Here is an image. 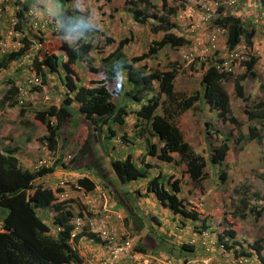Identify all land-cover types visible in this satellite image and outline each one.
Masks as SVG:
<instances>
[{"label": "trees", "instance_id": "trees-1", "mask_svg": "<svg viewBox=\"0 0 264 264\" xmlns=\"http://www.w3.org/2000/svg\"><path fill=\"white\" fill-rule=\"evenodd\" d=\"M59 1L61 13L56 19L61 25L60 33L71 37L78 36L73 39L69 37L67 40L60 38V44L48 52L43 49L47 36L42 32L35 35L38 39V48L34 53L35 72L43 77L42 83L47 84L49 82L46 80L47 75L53 72L60 74L58 69L62 68L64 74H60V80L65 87L59 105L50 104L36 110L35 119L44 123L47 129V133L42 135L39 141L46 144L49 150L55 151L58 138H67L68 133L72 131V113L69 106L73 102L78 104V111L84 121L89 123L91 130L98 131L105 127L110 137L116 134L112 124L117 127L124 126L129 114L135 115V125H141L138 120H145L139 133V138L146 142L145 154L142 157L143 166L137 164V157L134 154H128L125 158L109 159L119 181L124 184L144 179V183L136 188V196L154 194L161 205L173 214L198 222L194 223V230L200 232L208 230L215 234L217 241L223 244L226 251L235 249L246 255L257 256L264 264V242L256 239L244 247L237 239V230L240 227L237 217H242L244 211L229 212L219 209L218 214L213 215L203 207L204 188L198 183L207 177L208 163L217 168L220 184L224 182L223 162L231 148L229 138L219 134L220 143L215 144L208 138L212 129L210 124L205 122L204 135L207 137L209 150L208 158H205L193 151L176 125V118L182 112L203 104L222 123L228 122L237 127L239 124L231 113L230 97L223 85L231 75L216 68L213 64L216 60L214 55L209 59L211 63L208 65L199 62L203 70L200 89L192 94H186L175 89L174 81L180 70L176 62H171L170 68L165 70H148L147 62L143 63L141 68L134 67V64L141 60L154 59L159 51L166 47L175 48L187 43L183 35L174 31L177 24L171 17L183 9L189 0H171L172 5L169 4V0H160L159 10L153 0H124L125 9L131 14L134 22L144 24L150 20V31L154 34L160 33L161 36L152 41L146 52L134 55L129 60L123 54L129 37L119 38L116 47L101 59L100 66H94L89 58H84L92 49L91 40L86 39L90 27L75 17L67 6L71 0ZM7 3L10 6L11 0ZM219 11L221 14L214 20V24L227 28L226 47L232 49L238 42L244 40L245 50L248 51V59L243 62L246 69L233 78L235 95L244 101L243 110L248 121L264 126V83L261 84V97L252 104L247 103L248 97L245 96L243 84L249 75H255L254 65L258 56L250 49L255 40L256 28L249 21L245 22V15L238 16L225 11L222 7ZM16 15L19 19L16 29L19 30L22 27L23 16L18 11ZM22 40L25 46L16 51L2 52L0 78L3 76L1 75L3 70L9 68L10 62L17 60L34 41L28 37H23ZM115 41L113 37L105 36V44H112ZM79 61H83L90 72L102 76L81 81V72L76 65ZM7 74L10 73L5 75ZM0 82L9 86L3 94V100H13L20 91L15 79L7 75L0 79ZM121 95L131 98L138 104L137 107L133 109L129 107V103L113 99L114 96L117 98ZM13 104L15 105V101ZM158 108L160 113L156 112ZM22 109L25 110V107ZM25 122L28 123L27 120ZM120 137L122 141L127 140L124 133L119 134ZM245 138V134L240 132L236 143ZM248 138L261 139L259 129L255 125H249ZM17 150V146L3 143V138L0 137V206L8 209L0 224V264H83L82 257L70 242L71 219L74 216L72 207L68 205L67 200L59 197V189L52 190L40 180L42 176L53 172L57 164L62 168H73L79 163V156H73L67 161L59 159L54 165L30 170L20 164L15 154ZM146 155L154 156L162 162L176 163L182 167L181 175L165 174L161 170L150 175L149 168L157 165L145 162ZM186 178H190L198 185L194 188L197 194L192 197L188 196L187 192L190 190L184 185ZM77 182L87 190H93L95 186L87 177L78 178ZM42 209L53 212V228L41 216ZM263 211L264 202L259 207L251 206L248 209V212L257 218ZM87 234L92 237L97 235ZM235 244H238L237 248ZM182 248L193 249L187 244H183Z\"/></svg>", "mask_w": 264, "mask_h": 264}, {"label": "rangeland", "instance_id": "rangeland-1", "mask_svg": "<svg viewBox=\"0 0 264 264\" xmlns=\"http://www.w3.org/2000/svg\"><path fill=\"white\" fill-rule=\"evenodd\" d=\"M197 1L198 0H189L183 9H180L176 15L171 17L172 20L177 24V27L174 31L185 36L188 40V43L181 47H166L163 50H160L158 56L154 59L141 60L134 64V67L138 69L142 67L143 63L147 62V65H149L148 70H165L170 68L171 62H176L180 67V70L174 81L175 89L186 94H192L195 90L200 89V80L203 70H201L199 61H183L182 54L186 51L190 43H195L199 39L204 40L206 33L213 28L211 23L200 26L196 29H192V22L198 23V20L197 18L190 20L188 18V13H196L197 15L199 14V10L197 11L196 8ZM245 1V3H241V5H239L237 8L231 9V12L239 13L242 9L247 11L248 14L254 12L253 10L256 9L255 0ZM153 2L155 3L157 10H159L161 1L153 0ZM45 3L46 0H39L40 6L46 7L40 8V11H43L44 14L47 13L51 17L59 14L61 9L59 0H50L47 4ZM4 4L7 6V8H4L5 12H9L7 3ZM68 4V7L72 13L75 14L77 18L81 17L83 21L91 28L88 35L86 36V39L91 40L90 43L92 44V49L89 53H87V55L84 56V58H89L94 66H100L102 64L101 59L108 55L116 47V41L119 38L129 37V42L123 48L124 57L129 60L134 55L138 56L146 52L152 41L161 36L160 33L154 34L150 31V20L144 24L134 22L131 18V15L125 10L126 5L124 4V0H72ZM169 4L172 5L173 2L169 0ZM228 11L230 10L228 9ZM244 19L245 21H249L246 19V16ZM8 27L9 24L6 21L5 16H2L0 21V37L7 32ZM47 33L48 34L46 41L43 44V49L51 52L50 49L57 47L60 44L59 39L62 38V36L61 33L59 35H55L49 30H47ZM77 36L78 35L73 38H76ZM105 36H112L116 41L112 44H105ZM63 37L65 39L69 38L68 35H63ZM220 49L225 51L223 44H220ZM3 51L4 50L0 48V56ZM211 58H213L212 55L210 59ZM76 65L81 72V76H85V74L89 72L88 67L83 61L77 62ZM27 72L28 70L24 67V65H10L8 69L3 70L1 73L3 76L0 78L3 79L4 76L7 75L14 78L16 85H20L21 87L25 86L28 94L32 96L25 105H22L25 107V110H23L22 108L13 104L12 101H14V99L10 101L3 100V94L9 88V86L4 82H0V137L3 139L4 137H6V139L7 137L13 138L15 134L21 132V135L24 136V133L27 130L29 133L26 134L27 136L23 141L24 150L27 148V143L31 142L32 139V141H38L46 131L45 124L35 119L36 110L46 107L43 105H47L42 103L43 97L45 95H49L54 102H58L57 97H59L60 93V91L57 89L59 88L60 81L56 75H51L50 82L47 84L44 83L42 86H37L36 88L38 89H35V87H30L26 82H24V77L26 76ZM6 73L10 74L5 75ZM241 73H243V69H237L235 74L230 76L229 80L225 81L223 84L230 96L231 113L238 121L239 125L237 127L228 122L222 123L217 119V117H215V114L210 112L209 109L203 104L199 105L195 109H189L182 112L176 118V125L181 130L184 139L190 144L193 151L197 154H202L205 158H208L209 155L206 139L207 137L205 138L204 135L205 122H208L212 129L211 133L208 135L209 140L218 145L220 143L219 134L225 135L229 138L228 141L231 148L223 162V170L225 171L224 182L220 184L221 181L218 178L219 173L217 168L215 169L210 163H208V175L200 183H198V185H202L204 188V194L202 196L203 207L213 215H217L219 209H221V211L225 209L229 212L231 210L233 212L244 211V215L242 217H237V221L239 220L238 223L240 226L237 230V237H240L247 242H253L256 239L264 242V211L258 218L248 212V209H250L251 206L259 207V205L264 202V126H261L257 122L252 123L248 121L243 110L244 101L235 95L233 78ZM91 75L96 77L102 76L101 74L95 75V73ZM81 79L82 81L84 80L83 77H81ZM52 81H55V86L52 85ZM262 83H264V73H260L258 71H255V75H249L243 82L244 93L245 96L248 97V104H252L261 97ZM162 98H164V96H162ZM33 102L34 104H31ZM77 107L75 108L73 106L72 109L74 113L79 114V111L76 110ZM158 112L160 113V109H158ZM129 117H131V114L128 115V118ZM26 120L28 123L25 122ZM75 121L78 124H81L83 118L76 117ZM251 124L255 125L259 129L261 138L260 140H249L248 128ZM31 125L34 127L33 130L30 128ZM112 125L116 127L115 124ZM72 126V131L74 132L78 125L72 124ZM213 130H217L218 133L214 132ZM30 131H33V134H31ZM105 131H107L106 128ZM240 132L245 134L246 138L237 144L236 138H238ZM29 135L32 136L29 137ZM96 135L98 136L95 137L93 134H91L90 139H88L86 143H82L83 149L78 155L79 162H82L85 158L86 163L92 162V164L96 166L107 159L104 158L103 160L97 161L96 156L93 158V154L95 153L97 156H102V153L106 152L103 149L104 143L109 142L110 144H113V141L109 137L103 136V132L101 133V130H98ZM120 140H122V138ZM4 141L5 139L3 140V143ZM40 144L41 142L38 141V145ZM113 151L114 150H112V153ZM128 152L129 151H127V154ZM121 153L122 151L117 153V156L120 158H122V156H120ZM40 158L41 156H38L37 154V162ZM58 180L59 179H57V181ZM186 180L187 181L184 185H186L190 190L189 197H192L197 194L194 188L198 185L192 182L190 178H186ZM127 196L129 199L117 198L118 200H116L117 204L115 209L124 214H130L129 209H138V211L142 212L141 214L146 213L144 218L148 217L147 221L150 225V235L153 237V241H158V245L153 249L154 253L157 255L161 254L160 252H162V244L159 241L158 236H155L154 234L155 224L150 217L151 213L148 212H151L155 209L153 206H143L140 204V201H134L133 199L137 198L135 193L131 194L128 192ZM156 210L160 213L162 208ZM46 211L49 212L48 210ZM7 213L8 209L6 207L0 206V224L3 222V219ZM46 221L48 225L53 228L52 221L49 219ZM169 226L174 227L172 221ZM169 226H162L161 231H168L170 228ZM132 227V223L130 222L129 228L133 229ZM147 230L148 227L144 231L145 236L149 234ZM175 230L176 231L172 234V238L177 237L176 234L179 232L177 227ZM191 236L192 234L188 232V234H186V239ZM172 238L170 239L173 241ZM147 248L148 250H151L150 246H147ZM178 250V252L175 250H169L164 254H171L173 257L179 253L182 255L189 253L184 249ZM161 256L163 255L157 257Z\"/></svg>", "mask_w": 264, "mask_h": 264}, {"label": "crops", "instance_id": "crops-1", "mask_svg": "<svg viewBox=\"0 0 264 264\" xmlns=\"http://www.w3.org/2000/svg\"><path fill=\"white\" fill-rule=\"evenodd\" d=\"M49 1L50 0H46L45 4H47ZM245 2H246L245 0H242L241 3L243 4ZM28 5L29 7H34L37 15H39V17H35L36 14L33 15L34 20L43 21L44 18H46L48 20L47 24L58 23V21L55 20L57 15L54 18L48 15L47 13L44 14L43 11H40L41 10L40 8L44 6H40L39 0H29ZM68 5L69 4H67V6ZM242 10L240 14L242 16L245 14L246 19H248L249 22L253 24L255 27L256 9L253 10L254 12H251L250 14H248L247 11L245 10L242 11ZM23 15L26 16L25 14ZM25 18L27 21L30 20L29 17L27 16ZM256 29L257 30H256L255 38L258 40L257 31L259 32V29L258 27ZM219 40L221 41V43L223 42L222 44L224 46L226 38L225 39L220 38ZM257 40L256 42L255 41L253 42V47L255 49H260L261 46L258 45ZM225 51H223L222 49L220 51V55L223 58L226 57L228 54ZM261 59L262 58L258 60V63L262 61L263 64L262 68H264V59L263 60ZM60 74L58 75L56 74V75L60 81L59 89L62 92L60 94L61 97L60 96L59 97L62 98L63 97L62 94H64L65 92V87L63 86L60 80ZM63 74L64 73H62L61 75ZM91 74L93 73L87 72V74L84 77V80L88 81L90 79L100 78V77L92 76ZM51 83L55 84V81H52ZM125 88L128 89L126 85ZM113 99L116 100L117 102L119 101L127 102L129 103V107L131 106L133 109L138 105L131 98H128L125 95H121L120 97L117 98L114 96ZM59 103L54 102V104L56 105H59ZM73 106L76 108L78 104L73 102L69 106V110L72 113L71 120L72 122H75L78 125V127H76L75 131L73 132L71 131L73 128L72 126L70 130L71 132L68 133L66 139L58 138L59 140L57 142V148H56L57 157L55 159H51L52 160L50 162L51 165H54V163L58 159L65 157L67 153H71V155H73L74 157L78 156L80 151L83 149L82 143H86L87 138L90 139L91 134H93L95 137L98 136L96 135L97 130L95 131L91 130V126L87 121H84V119L81 124H78L75 121L76 117L79 118L82 116L80 113L79 114L74 113L72 109ZM76 110H78V107ZM135 119L136 117L134 114H131V117L129 118L127 116L125 125L122 127L116 126L115 127L116 134L111 137L109 135V132L105 131V127L100 129L101 133L103 132V136L105 137L107 136L113 141V144H110L109 142L104 143L103 149L107 153L103 152L102 156H100L99 154H98L99 156H97L95 155V153L93 154V158L94 156H96L97 161L107 158L102 163H99L96 166H94L92 162L86 163L84 158L82 162L75 164L73 168L71 167L62 168V166L57 164L53 172L48 173L40 178V180L45 186L53 190H55V187L59 181V180L57 181V179H61L63 177L75 182L78 180V178L81 177H87L91 181H93L95 186L93 190H88L89 195L87 197H82L81 195H78V193L75 192L74 190H69V195H70L69 199L72 201L68 202V205L70 206L71 204V206L74 209H76L75 211L77 212L76 214L81 216L83 219V231L78 233L76 237L71 241L73 247L82 257L83 264H87V259L89 258H93L96 260L98 259L104 260L105 264H133L126 255H120L117 259H111L108 252V246H106L103 240H101V237L98 235L92 237L87 234V233H97L99 229L101 228L103 229L104 227H106V229L108 230L114 231L119 236L130 238L134 244L135 249H137L140 252L141 251L145 253L150 252L148 254H152L156 256H160V255L171 256V254L165 255L164 253H166V251L169 250H175L176 252H178L179 251L178 249H184L189 253L184 255L179 253L177 255H174L173 257L179 259L210 257L212 262L225 263L223 257L221 256L222 254L220 253L216 245L215 246L211 245L213 234H210L206 239V245L210 246V250L206 251V245L202 244L203 237L200 234L201 232L193 229L194 223H198V222L183 219L179 215L173 214L168 208L163 207L159 202V200L156 198V196L152 193L144 194V198L143 195L139 194V196H137V198H134L133 200L140 201V204H142L145 207L153 206V208L155 209L152 210L151 212L150 211L148 212L151 213L150 217L154 221L153 223L155 224L154 234L155 236H158V239L162 244L161 245L162 252H160L161 254L159 255L155 254L153 250L158 245V241H153V237L150 235L151 231L149 230L150 225L149 222L147 221L148 217L144 218V215L146 213L141 214L142 212L138 211V209H132V210L129 209L130 214H124V213H120L118 210L115 209V206L117 204L116 200H118L117 198L129 199V197L127 196L128 192L134 194L136 192V188L139 187L142 183H144V179L132 180L129 183H124V184L121 183L109 162V159L111 157L114 156L118 157L117 153H120L122 151L120 155L122 156V158H125L128 154H134L137 157V164L143 166L142 157L145 154L146 142L141 138H139L140 136L139 133H141L140 131L142 129L143 124L145 123V120L140 119L141 121L138 120V122L141 123V125H135L134 124ZM30 128L33 130L34 127H32L31 125ZM119 130L121 133L125 134L127 140L117 143L116 138L119 137V134H121L120 132H118ZM28 133L29 132L26 130L24 136L21 135L22 134L21 132L15 134L13 138L7 137L6 139V137H4L5 139L4 143L10 146H17L18 150L16 151L15 154L20 164L25 168L33 170L37 167V160H36L37 154L38 156L42 157L43 154H46V152H48L49 150L46 149L44 146L42 147V144H40L41 146L38 145L39 140L32 141L33 139L31 140V142L26 144L27 148H25L24 150L23 141L27 136L26 134ZM30 133L33 134V131L32 132L30 131ZM46 133L47 131L44 132V134ZM30 136L32 135H29V137ZM112 150H114L113 153ZM127 151H129L128 154ZM144 159L145 162H149L153 165H157V167L149 168L148 173L150 175L156 174L159 170L167 174L173 173L176 175H181L180 172L182 167L177 165L176 163L162 162L158 160L156 157L154 156L151 157L149 155H146ZM99 193H103L104 197L101 198L98 195ZM187 194L189 196L190 192H187ZM159 208H162V211L160 213L156 210ZM46 210L47 209L41 210V216L45 221L48 219L52 221L53 212L52 211L47 212ZM171 221L173 222L174 227L169 226L171 224ZM130 222L132 223L133 229L129 228ZM162 226L165 227L169 226L170 228L168 231H161ZM147 227H148L147 232H149V234L148 233L147 234L149 236L144 235V231L146 230ZM176 227L178 228L179 232L176 234L177 237L172 238V234L176 231L175 230ZM188 232L191 233L192 236L186 239V234H188ZM170 238H172L173 241ZM183 244L190 245L191 247H193V249L182 248ZM147 246H150L151 250H148Z\"/></svg>", "mask_w": 264, "mask_h": 264}, {"label": "built area", "instance_id": "built-area-1", "mask_svg": "<svg viewBox=\"0 0 264 264\" xmlns=\"http://www.w3.org/2000/svg\"><path fill=\"white\" fill-rule=\"evenodd\" d=\"M241 0H198L196 4L197 10L201 12V16L199 18L200 23H207L213 20L219 13V8H233L236 7ZM5 0H0V15L2 14V4ZM19 3L16 4L14 10H22L30 20L28 27L32 29H44L46 27V21H39L34 20L33 15H35V11L32 7L25 9L23 2L24 0H19ZM5 8L7 6L3 5ZM256 7V18H255V28L258 27L259 32L257 31L258 38L262 42V55L264 56V0H257L255 1ZM13 12V11H12ZM36 17V16H35ZM19 20L16 16H12L9 19V29L5 33L4 37L0 39V48L3 50H8L12 46V48L17 49L22 44L19 43H11L14 36H19L20 32L16 30V26ZM193 27L199 26L198 24L192 25ZM257 30V29H256ZM227 29L223 26H216L214 30H212L207 35V43L208 45L205 47H201L200 52L196 53L195 48H190L182 55V59L186 61H191L194 58L198 57V59H204V56L207 55L211 50H214L217 47L218 42V35L225 34ZM199 44V43H198ZM35 45H31L24 53L14 62V65L20 66L25 65L26 69L28 70L26 77L24 78V82H26L29 86H36L41 83L40 77L35 74L32 70L33 68V61H34V53L36 51ZM246 46L244 43L239 44L237 47L232 49L226 58L222 59L219 63H217L216 67L219 71L224 73H232L236 70L237 67L241 65V61L245 59L248 54L246 52ZM31 95L28 94L25 86L20 87V91L18 92L17 96V103L18 105L24 104L26 101L31 99ZM49 97L45 96L44 100H48ZM57 157V153L55 151H48L46 152L45 156L40 158L37 163V167H48L50 166L51 159H55ZM73 155L71 153H67L65 157H62L63 161H67L71 159ZM58 187L60 190V198L61 199H69V190H74L81 195L82 197H87L89 192L80 185L77 181H71L65 177L61 178L58 182ZM101 198L104 197L103 193L98 194ZM76 209H74V212ZM77 212H75L76 214ZM72 223V231L70 234V238L73 239L76 235L82 230L83 228V219L81 216L76 214L73 219L71 220ZM98 234L101 237V240L108 246V252L111 259H117L120 255H126L133 264H259V261L253 257V255H246L245 253H240L239 251H235V249H231L226 251L222 243L217 241V238L212 235V245H216L221 256L223 257L225 263L220 262H212L210 257H203V258H192V259H179L172 256H161L157 257L152 254H148L145 252H140L135 249L132 240L128 237H123L117 235L114 231L106 229H99ZM201 236L203 237V244L206 245L205 240L211 233L208 230H202ZM238 241L242 244V246L246 247L247 241H244L242 238L237 237ZM238 247V244H235V248ZM210 250V246L206 245V251ZM87 264H105L104 260L101 259H87Z\"/></svg>", "mask_w": 264, "mask_h": 264}, {"label": "clouds", "instance_id": "clouds-1", "mask_svg": "<svg viewBox=\"0 0 264 264\" xmlns=\"http://www.w3.org/2000/svg\"><path fill=\"white\" fill-rule=\"evenodd\" d=\"M7 1L8 0H5V2L4 3H7ZM28 1L29 0H24V2H23V5H24V7H25V9H28V8H30L29 7V5H27L26 6V4L28 3ZM72 1V0H71ZM2 4V14L0 15V21H1V18H2V16H5V18H6V21H7V23H9V19L12 17V16H16L17 17V15H16V12H17V10H14V7L16 6V4L17 3H19V4H21L20 2H19V0H11V3H10V6H9V4L7 3V5H8V7H9V12H5V10H4V6L3 5H6V4ZM239 5H241V1H240V3L236 6V7H233V8H224V7H222V8H224V10L225 11H228V9L230 10V12H231V9H234V8H237ZM11 7V8H10ZM33 9H34V7H32ZM126 8V7H125ZM221 8V7H220ZM219 8V9H220ZM126 10V9H125ZM13 11V12H12ZM34 11L36 12V10L34 9ZM127 11V10H126ZM198 11V10H197ZM18 12H21L22 13V18H23V20H22V27H21V29H16L17 31H19L20 32V35L19 36H14L13 37V39H12V41H11V43H9V47H10V44L12 45V43H19V44H22L19 48H21V47H23V46H25V43L23 42V37H28V38H30V39H34V41L33 42H31L30 43V45L29 46H31V45H35V47L36 48H38V44H37V42H38V39H36V37H35V35H36V33L37 32H42L44 35H45V33L47 32V30H49V31H51L53 34H55V35H59L60 34V24H59V22L58 23H56V24H50V23H48L47 24V22H48V20L46 19V18H44V20L46 21V27L44 28V29H40V28H38V29H32V28H30V26L28 27V24H27V20H26V16H24L23 14H25L22 10H19ZM128 12V11H127ZM61 12H59V14H60ZM129 13V12H128ZM218 15H220L221 14V12L220 11H218ZM232 13H235V14H237L238 16H242L241 14H240V12L238 13V12H232ZM36 14V17H39V15H37V13H35ZM58 14V15H59ZM130 14V13H129ZM189 15H188V18L190 19V20H192L193 18H197V20H198V23H193L192 22V25H194V24H198L199 26H195V27H193L192 25H191V27H192V29H196V28H198V27H200V26H204V25H208V24H211L212 23V25H213V28L211 29V30H209L207 33H206V35H205V38H204V40H201V39H199L197 42H192V43H190V45L188 46V48L186 49V51H188L190 48H195V52L196 53H199L200 52V49H201V47H205V46H207L208 45V43H207V35L212 31V30H214V28L216 27V26H222V25H216V24H214V20L218 17V15L213 19V20H211V21H209V22H207V23H200V21H199V18H200V16H201V12L199 11V14L197 15L196 13L195 14H193V13H188ZM57 15V16H58ZM75 15V14H74ZM131 15V14H130ZM57 16H56V18H57ZM54 18H55V16H53ZM75 17H76V15H75ZM18 18V17H17ZM54 18H53V20H54ZM55 18V20H58V19H56ZM132 18V17H131ZM78 19L79 20H81V21H83V19L81 18V17H78ZM19 20V19H18ZM84 22V21H83ZM175 22V21H174ZM29 23V22H28ZM85 23V22H84ZM176 23V22H175ZM85 25H86V23H85ZM9 29V28H8ZM91 29V28H90ZM90 29H89V31H90ZM227 29V28H226ZM89 31H88V33H89ZM227 32H228V30H227ZM227 32L225 33V34H220V35H218V42H217V47L214 49V50H211L207 55H205L204 56V59H198V57H196V58H194L193 60H191V61H199V62H204L206 65H208V64H210L211 63V61L209 60L210 59V57H211V55L212 56H216V60L215 61H213V64L216 66L217 65V63H219L222 59H224V58H226V57H222L221 55H220V51H221V49H220V43H221V41L219 40L220 38L221 39H227ZM48 33H46V35H47ZM5 35V34H4ZM4 35L3 36H1L0 37V39L1 38H3L4 37ZM45 35V36H46ZM63 35L64 34H61V36H62V38L63 39H65L64 37H63ZM70 38L69 39H73V37L74 36H70V35H68ZM112 37V36H111ZM185 37V36H184ZM257 37H258V35H257ZM114 38V37H113ZM186 38V37H185ZM68 39V40H69ZM115 39V38H114ZM67 40V39H66ZM256 38H255V42H256ZM258 42V45H260L261 47H260V49H255L253 46L251 47V49H250V51L252 50L253 51V54H255L256 56H258V60L260 59V58H262L261 60H263L264 59V56L261 54L262 53V42L260 41V39L258 38V40H257ZM117 42V41H116ZM187 43H188V40H187ZM199 43V44H198ZM242 43H244L245 44V42H244V40H241L240 42H238L237 44H236V46L235 47H237L239 44H242ZM222 44V43H221ZM185 45V44H184ZM183 45V46H184ZM28 46V47H29ZM27 47V48H28ZM125 47V46H124ZM179 47H181V46H179ZM234 47V48H235ZM19 48H17V49H14V48H12V46L10 47V48H8V50H4L3 52H10V51H16V50H18ZM234 48H232V49H234ZM224 49H226V53H229L232 49H228L227 47H226V40H225V44H224ZM37 50V49H36ZM185 51V52H186ZM184 52V53H185ZM183 53V54H184ZM182 54V55H183ZM247 54H248V51H247ZM228 55V54H227ZM19 59V58H18ZM248 59V56L245 58V59H243L242 61H241V65L239 66V67H237L236 68V70L234 71V72H232V73H226V74H228V75H233V74H235V72L237 71V69H243V72H244V70L246 69L245 68V65L243 64V62L245 61V60H247ZM183 60V59H182ZM258 60H257V62H256V64L254 65V71H258V72H260V73H264V68H262V61H260L259 63H258ZM16 60H13L12 62H10V65H14V62H15ZM183 61H186V60H183ZM187 62H190V61H187ZM10 65H9V67H10ZM24 65V64H23ZM17 66V65H16ZM21 66V65H20ZM24 67L26 68V66L24 65ZM217 68V67H216ZM32 70H33V72L35 73V74H37L36 72H35V68H34V61H33V68H32ZM260 70H262V71H260ZM58 71H59V73H64L63 72V70H62V68H59L58 69ZM61 71V72H60ZM90 72V71H89ZM58 75V73L57 72H53V73H51V74H48L47 75V81H49L50 82V80H51V75ZM39 77H40V79H41V83L40 84H38V85H36V86H33V87H37V86H42V80H43V77L42 76H40L39 74H37ZM56 75V76H57ZM86 75V74H85ZM26 77V76H25ZM24 77V78H25ZM81 77H83V79H84V77L85 76H81ZM58 78V77H57ZM81 81H82V79H81ZM52 85H54L55 86V84H52ZM19 87H21L20 85H19ZM30 87H32V86H30ZM59 91H60V93H59V96H60V94L62 93L61 92V90L59 89V88H57ZM27 90V89H26ZM55 91V90H54ZM62 95H64V94H62ZM17 96H18V93L14 96V101H15V106H18V107H20V108H23L24 106H22V105H25L26 104V102L24 103V104H22V105H18V103H17ZM45 96H48L49 97V99L48 100H44V97ZM44 97H43V104H48L47 106H49L50 104H54V101H53V99L49 96V95H45ZM61 97V96H60ZM60 97H57V98H59L58 99V103L61 101V99L62 98H60ZM230 97V96H229ZM13 101V102H14ZM34 103V102H33ZM57 103V102H56ZM43 106H45V105H43ZM159 109V108H158ZM158 109H157V111H158ZM156 111V112H157ZM72 124L74 125V124H76L75 122H72ZM46 131H47V129H46ZM117 139V143L118 142H123L122 140H120V138L119 137H117L116 138ZM42 144V143H41ZM45 147L46 149H48L49 150V148L47 147V145L46 144H42V147ZM50 152H52L51 150H49ZM54 151V150H53ZM55 152H56V150H55ZM45 156V154H43V156L42 157H44ZM41 157V158H42ZM58 159V158H57ZM60 159H62V158H60ZM59 160V159H58ZM57 162V161H56ZM38 163V162H37ZM51 166V165H50ZM37 168V167H36ZM60 180V179H59ZM59 182V181H58ZM79 183V182H78ZM80 184V183H79ZM81 185V184H80ZM85 188V187H84ZM55 189H59V197H60V188L58 187V183H57V185H56V187H55ZM86 189V188H85ZM53 190V189H52ZM87 190V189H86ZM88 191V190H87ZM63 200V199H62ZM64 200H67V202H70V201H72V200H70V199H64ZM70 206H71V204H70ZM72 207V206H71ZM72 209H73V213H74V208L72 207ZM74 215H75V213H74ZM74 217V216H73ZM73 219V218H72ZM71 219V220H72ZM71 225H72V223H71ZM72 228H73V226H72ZM72 231V230H71ZM83 231V228H82V230L80 231V232H82ZM79 232V233H80ZM70 234H71V232H70ZM98 236H100L99 234H98V232L96 233ZM75 238V237H74ZM73 238V239H74ZM73 239H71L70 238V242L73 240ZM253 257H255L258 261H259V259L257 258V256H254L253 255ZM259 264H262L260 261H259Z\"/></svg>", "mask_w": 264, "mask_h": 264}]
</instances>
